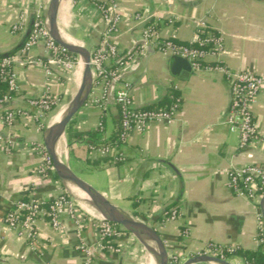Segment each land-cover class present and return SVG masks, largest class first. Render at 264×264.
I'll return each instance as SVG.
<instances>
[{
	"label": "crops",
	"instance_id": "crops-1",
	"mask_svg": "<svg viewBox=\"0 0 264 264\" xmlns=\"http://www.w3.org/2000/svg\"><path fill=\"white\" fill-rule=\"evenodd\" d=\"M48 2L0 1V55L16 54L22 60L12 66L18 90L8 102L0 104V114L5 107L24 111L11 125L0 119V264H88L85 253L77 249L80 238L91 252L89 264H154L127 231L112 242L114 250L100 248L92 221H86L78 231L68 218L58 230L47 219H39L33 242L3 222L18 199L32 194L50 200L64 187L53 175L45 178L37 173L41 155L35 145L43 143L56 109L67 105L77 91L82 69L77 67L69 73L54 68L48 76L42 63L36 61L44 58L43 44L22 50L36 12L45 15ZM118 2L121 19L114 41L124 56L122 81L129 83L134 105H156L175 90L180 100L178 109L169 120L151 122L142 133L131 132L121 146L126 156L123 162L112 163L90 153L83 139L69 145L66 132L65 143L62 140L59 147L61 159L111 202L155 228L168 256H179L180 264L209 243L264 252V245L257 239L259 227L264 228L263 217L261 221L257 217L261 197L251 200L234 194L227 175L231 167L264 166V83L251 105L258 138L241 147L238 132L230 131L224 121L230 102L224 74L191 68L176 72L173 56L151 47L132 59L126 57L142 45L141 28L146 19L157 21L162 37L174 35L182 42L192 38L197 21L205 20L223 38V48L214 60L231 70L247 69L264 78V0ZM20 13L25 15L24 27L13 32L11 24ZM136 13L142 20L134 18ZM57 24L66 39L89 50L98 44L104 28L100 12L88 0H60ZM45 91L58 101L37 120L29 100ZM102 94V86L93 84L87 101L70 121L78 131H98L102 122L103 131H98L97 140L113 137L119 124L118 108L112 100L102 105L93 102ZM170 209H176L178 215L165 220ZM231 262L245 264L239 253Z\"/></svg>",
	"mask_w": 264,
	"mask_h": 264
},
{
	"label": "built area",
	"instance_id": "built-area-1",
	"mask_svg": "<svg viewBox=\"0 0 264 264\" xmlns=\"http://www.w3.org/2000/svg\"><path fill=\"white\" fill-rule=\"evenodd\" d=\"M88 1L92 2L100 12L104 23L100 41L94 48L90 49L93 84L101 85L103 88V94L100 99L93 100V102L97 105H102L107 100H112L118 108L119 124L114 138H102L89 142L86 146L90 153L108 158L112 163L123 162L126 156L121 146L127 142L129 134L133 131L144 132L151 122L171 119L178 109L179 103L173 104L168 109L136 107L134 105L129 83L122 81L124 56H121L118 52L114 41L121 19L119 2L118 0ZM134 18L142 20V16L139 13L134 14ZM24 22L25 15L20 13L17 16V20L11 24V31L22 30ZM141 35L142 45L128 53L126 55L127 58L132 59L137 54L144 52L146 47H151L164 55H176L186 59L193 71L204 69L221 72L229 83L230 92V102L224 120L225 123L230 131L238 132L239 145L241 147H245L258 138L251 105L264 83V78L247 69L231 70L223 63L214 60L223 48V38L208 26L205 20L196 22L194 34L186 42L177 40L174 35L162 37L157 21L150 19L144 20ZM39 43L43 44L44 58L36 59V61L42 63L48 76L54 73V68L69 73H74L77 67L83 68V60L80 56L68 52L51 38L47 19L40 10L36 12L22 50H29ZM17 62H22V60L16 54H10L0 59V80L7 83L8 86L7 92L0 93V104L8 102L11 99V94L18 90L16 76L12 70V66ZM32 62L33 60H28V63ZM57 101L58 99L48 91L32 97L29 103L36 109V113L33 115L34 118L37 120L42 119L45 114L52 110ZM22 114H24V111L5 107L0 114V119L3 124L11 125L15 118ZM97 129L98 131H103L102 122L98 124ZM262 140L264 141V138ZM62 142L65 143V139ZM7 143L11 145L10 141H7ZM35 149L41 155V161L36 169L37 173L45 178L52 176L54 170L44 143L36 144ZM227 175L228 187L234 194L251 200H256L264 194V166L260 164H245L239 167H231L228 169ZM93 213V211L82 205L80 210L70 192L61 187L58 194L50 200H45L32 194L18 199L3 216V222L8 229L15 231L27 241L33 242L37 237L36 222L39 219H47L50 225L58 230L63 226V219L68 218L75 223L78 231L86 221H92L97 230L99 247H107L114 250L112 242L125 230L106 220L100 214L94 215ZM177 215L176 209H170L164 219L173 220ZM257 217L260 221L262 220L260 212L257 213ZM257 239L260 244H264L263 226L259 227ZM77 249L85 253L89 264L91 252L83 238H80ZM235 249L233 246L209 243L201 252L196 254L212 255L231 261L232 256L235 255ZM116 250L119 249L117 248ZM180 262L179 256H168V264H180ZM244 262L249 264L246 261Z\"/></svg>",
	"mask_w": 264,
	"mask_h": 264
},
{
	"label": "water",
	"instance_id": "water-1",
	"mask_svg": "<svg viewBox=\"0 0 264 264\" xmlns=\"http://www.w3.org/2000/svg\"><path fill=\"white\" fill-rule=\"evenodd\" d=\"M59 2L60 0H49L46 7L45 17L48 23L49 34L56 43L64 47L68 52L80 56L83 60V68L78 89L67 103L63 115L55 124L49 125L44 132L43 143L51 158L54 174L68 192L71 191L70 185L77 187L87 196L88 203L96 211H99L106 220L118 224L125 231L132 234L152 257L154 264H168L166 245L155 228L135 218L111 202L103 192L75 173L68 163L60 157L59 146L65 137L66 128L74 115L87 101L93 87V78L90 66V50L83 45L66 39L58 27L57 12ZM172 58L173 67L176 72H179V70H190V64L186 59L176 55H173ZM65 148H68L67 144ZM259 205L264 220V194L260 198ZM196 263L233 264L227 259L206 254L192 255L181 264Z\"/></svg>",
	"mask_w": 264,
	"mask_h": 264
},
{
	"label": "trees",
	"instance_id": "trees-1",
	"mask_svg": "<svg viewBox=\"0 0 264 264\" xmlns=\"http://www.w3.org/2000/svg\"><path fill=\"white\" fill-rule=\"evenodd\" d=\"M7 55H0V59L2 57L8 56ZM8 86L7 83L0 80V93L3 94L7 92ZM180 100L178 98V95L175 90H170L168 94L159 101L156 105H149L146 106L147 108H170L175 103H179ZM116 134V133H115ZM86 135V138L84 139L83 136ZM98 131L96 130H85V131H78L74 129L71 124H69L66 128V137H67V143L70 145L73 140L77 141L79 139H83L86 143L94 142L97 140ZM115 135L111 138H114ZM55 178L56 175L53 174ZM115 224V223H113ZM116 226H119L118 224H115ZM264 245V244H263ZM235 253H239V255L242 256L243 260L248 262L249 264H264V252L262 250L257 251H248V250H242L241 248H236ZM229 256V255H228ZM227 256V257H228Z\"/></svg>",
	"mask_w": 264,
	"mask_h": 264
},
{
	"label": "bare ground",
	"instance_id": "bare-ground-1",
	"mask_svg": "<svg viewBox=\"0 0 264 264\" xmlns=\"http://www.w3.org/2000/svg\"><path fill=\"white\" fill-rule=\"evenodd\" d=\"M65 108H66V105H63L61 108H59V109H56V111L54 112V114L52 115V118H51V120H50V125H52V124H55L57 121H59V119L61 118V116L63 115V112H64V110H65ZM61 146V145H60ZM59 146V147H60ZM62 147V146H61ZM62 149V148H61ZM60 149V150H61ZM70 190L75 194V195H77L78 197H80L81 198V200L83 201V202H85V203H83V207H85V208H87L88 210H90V211H94V212H97L98 214H100L101 216H102V214L99 212V211H96V210H94V208L93 209H89L87 206H88V204H86V203H88V201H87V196L80 190V189H78L77 187H75V186H72V185H70Z\"/></svg>",
	"mask_w": 264,
	"mask_h": 264
},
{
	"label": "rangeland",
	"instance_id": "rangeland-1",
	"mask_svg": "<svg viewBox=\"0 0 264 264\" xmlns=\"http://www.w3.org/2000/svg\"><path fill=\"white\" fill-rule=\"evenodd\" d=\"M59 109V108H58ZM72 162V161H71ZM70 194L73 196V199H74V202L76 203V205L78 206V208L81 210V205H83V203H85V202H83L82 200H81V198L80 197H78L77 195H75L72 191H70ZM86 204H88V208L89 209H93V207L89 204V203H86ZM82 209H84V208H82ZM85 210V209H84ZM95 210V209H94ZM94 212V211H93ZM92 214V213H91ZM94 215H98L97 214V212H94L93 213Z\"/></svg>",
	"mask_w": 264,
	"mask_h": 264
}]
</instances>
